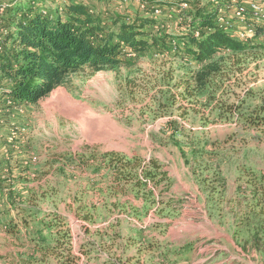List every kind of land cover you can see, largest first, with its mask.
Returning <instances> with one entry per match:
<instances>
[{
  "label": "rangeland",
  "instance_id": "374dc122",
  "mask_svg": "<svg viewBox=\"0 0 264 264\" xmlns=\"http://www.w3.org/2000/svg\"><path fill=\"white\" fill-rule=\"evenodd\" d=\"M37 2L54 15L66 2H86L127 23L150 18L136 0ZM156 2L162 17L147 31L187 29L179 0ZM174 42L142 56L127 51L116 70L73 75L37 105L0 100V264H264V127L202 121V108L174 88L195 70ZM242 70L230 101L251 92L246 104L256 106L264 55ZM170 78L173 105L159 93ZM107 153L156 160L169 181H149L155 198L138 199L115 183ZM44 242L46 254L37 250Z\"/></svg>",
  "mask_w": 264,
  "mask_h": 264
},
{
  "label": "trees",
  "instance_id": "16d2710c",
  "mask_svg": "<svg viewBox=\"0 0 264 264\" xmlns=\"http://www.w3.org/2000/svg\"><path fill=\"white\" fill-rule=\"evenodd\" d=\"M26 1L10 0L9 7L0 12V19L4 18L2 14L8 19L7 23L0 20L3 30L0 35V100L6 99L18 106L37 105L55 89L65 86L73 75L116 70L127 63V51L137 56L154 48L165 51L170 40L181 42L183 47L179 48L178 56L195 67L188 70L174 88L190 107L202 108V121L211 119V123L240 122L245 128L264 127V97L256 106L246 104L251 92L246 94V99L230 101L229 85L232 79L238 80L242 67L250 59L257 61L264 55V45L255 41L262 38L260 28L253 40L239 41L215 24L212 13L205 6H199V0H187L191 9L186 16L191 22L187 29L174 36L147 31V27L157 25L153 18L137 17L127 23L116 14L98 15L86 2H66L62 11L57 10L54 15L50 8L38 5L39 0ZM3 3L5 1L0 5ZM167 3L170 8L171 4ZM195 32H200L199 38ZM172 80L167 79L169 89L159 93L168 97V103L173 105L178 95L170 90ZM103 160L114 174L115 183L120 186L125 183L121 189L133 187L131 192L138 199L155 198L149 181L155 187L169 181L156 160L144 165L138 157L116 153L105 154ZM263 180L264 175H260V182ZM261 197L264 199V193ZM44 224L53 228L51 222ZM39 245L38 251L41 249L43 254L49 251L45 242L40 248ZM74 260L72 257L71 261Z\"/></svg>",
  "mask_w": 264,
  "mask_h": 264
},
{
  "label": "built area",
  "instance_id": "2783aa9c",
  "mask_svg": "<svg viewBox=\"0 0 264 264\" xmlns=\"http://www.w3.org/2000/svg\"><path fill=\"white\" fill-rule=\"evenodd\" d=\"M5 3L0 5V12H4L9 7ZM128 1V0H125ZM140 2V7L144 11L143 15L159 19L162 17V9L151 7L148 0H136ZM211 2V10L215 24L225 33L237 38L242 42H249L257 36V29H261V37L264 39V0H208ZM180 9L184 12L185 24L191 22V18L186 13L191 9L187 0H179ZM161 9V10H160ZM209 10V9H208ZM1 23V22H0ZM3 30H0L2 33ZM197 38L200 32H195Z\"/></svg>",
  "mask_w": 264,
  "mask_h": 264
},
{
  "label": "crops",
  "instance_id": "0c3cea01",
  "mask_svg": "<svg viewBox=\"0 0 264 264\" xmlns=\"http://www.w3.org/2000/svg\"><path fill=\"white\" fill-rule=\"evenodd\" d=\"M155 1H160V0H155ZM161 2H163V1H161ZM177 33H178V32H177ZM177 33H176V34H177ZM30 255H31V254H30ZM30 255H28V256H30ZM17 262H18V261H17ZM17 262H16V264H17ZM21 263H22V264H29V263H27V262H23V261H22Z\"/></svg>",
  "mask_w": 264,
  "mask_h": 264
},
{
  "label": "bare ground",
  "instance_id": "6f19581e",
  "mask_svg": "<svg viewBox=\"0 0 264 264\" xmlns=\"http://www.w3.org/2000/svg\"><path fill=\"white\" fill-rule=\"evenodd\" d=\"M85 121L87 122V119H83V121H82V122H85ZM88 127H89V126H88ZM89 133H90V132H89ZM91 133H92V132H91Z\"/></svg>",
  "mask_w": 264,
  "mask_h": 264
}]
</instances>
